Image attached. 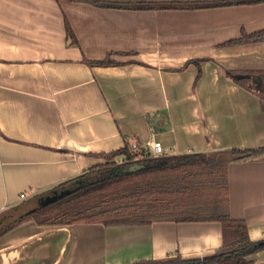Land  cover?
Returning <instances> with one entry per match:
<instances>
[{"label": "crops", "instance_id": "obj_1", "mask_svg": "<svg viewBox=\"0 0 264 264\" xmlns=\"http://www.w3.org/2000/svg\"><path fill=\"white\" fill-rule=\"evenodd\" d=\"M116 5L0 0V212L105 162L102 154L126 143L148 149L156 140L169 155L262 149L229 162L227 183L229 217L244 222L250 241H264V107L224 74L264 70V35L236 41L264 32V1ZM103 59L112 64L85 62ZM222 242L216 221L104 226L27 219L0 235V264L201 258ZM247 260L264 264V248Z\"/></svg>", "mask_w": 264, "mask_h": 264}, {"label": "trees", "instance_id": "obj_2", "mask_svg": "<svg viewBox=\"0 0 264 264\" xmlns=\"http://www.w3.org/2000/svg\"><path fill=\"white\" fill-rule=\"evenodd\" d=\"M95 5L116 4L87 0ZM264 0H229L218 3L117 4L134 8H201L234 4L258 3ZM66 32L70 28L64 19ZM264 32L241 35L237 42L257 39ZM91 66L112 64L107 59L85 61ZM225 76L242 88L255 93L264 107V70L225 71ZM254 86V87H253ZM257 150L230 148L209 153L190 152L152 156L137 145L102 154L105 162L96 164L81 175L62 182L35 196L29 202L0 212V235L16 224L31 219L37 225H70L100 223L111 225H148L155 221L206 222L222 226V245L201 258L183 259L179 255L131 264H246L247 256L264 248L252 242L243 221L229 217L227 165ZM116 157L121 160L117 162ZM46 205V196L59 194ZM264 242V241H261Z\"/></svg>", "mask_w": 264, "mask_h": 264}, {"label": "built area", "instance_id": "obj_3", "mask_svg": "<svg viewBox=\"0 0 264 264\" xmlns=\"http://www.w3.org/2000/svg\"><path fill=\"white\" fill-rule=\"evenodd\" d=\"M146 147L148 148L147 150H149L150 154L154 157L162 154L163 152L160 142L156 140H150L149 142H147ZM136 149H137V144L135 143L130 144V151H135ZM19 197L23 198L24 194H20Z\"/></svg>", "mask_w": 264, "mask_h": 264}, {"label": "water", "instance_id": "obj_4", "mask_svg": "<svg viewBox=\"0 0 264 264\" xmlns=\"http://www.w3.org/2000/svg\"><path fill=\"white\" fill-rule=\"evenodd\" d=\"M61 196V193L59 194H53L51 196H46L45 198H43L40 202L41 205H46L47 203L53 201L54 199H56L57 197ZM259 243H264V242H259Z\"/></svg>", "mask_w": 264, "mask_h": 264}, {"label": "rangeland", "instance_id": "obj_5", "mask_svg": "<svg viewBox=\"0 0 264 264\" xmlns=\"http://www.w3.org/2000/svg\"><path fill=\"white\" fill-rule=\"evenodd\" d=\"M104 158V157H103ZM105 159V158H104ZM117 162H119L120 160H121V158L120 157H116V159H115Z\"/></svg>", "mask_w": 264, "mask_h": 264}]
</instances>
